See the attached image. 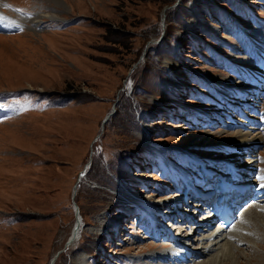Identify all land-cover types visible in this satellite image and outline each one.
<instances>
[{"label": "rangeland", "instance_id": "374dc122", "mask_svg": "<svg viewBox=\"0 0 264 264\" xmlns=\"http://www.w3.org/2000/svg\"><path fill=\"white\" fill-rule=\"evenodd\" d=\"M46 15L60 20L32 25ZM0 17V264H168L140 217L113 246L101 233L127 194L172 191L165 164L197 174L199 160L250 159L231 139L240 129L186 110L240 99L222 83H248L234 79L252 69L244 52L264 51V0H0ZM254 156L262 175L264 145ZM241 223L238 264H264V203Z\"/></svg>", "mask_w": 264, "mask_h": 264}, {"label": "bare ground", "instance_id": "6f19581e", "mask_svg": "<svg viewBox=\"0 0 264 264\" xmlns=\"http://www.w3.org/2000/svg\"><path fill=\"white\" fill-rule=\"evenodd\" d=\"M42 19L60 20V18L55 16V15H46V16H42L41 18H37V19L32 20L31 23H32V25L37 26L38 24L41 23ZM208 29L212 30V31L216 30V29H214V27L213 28L208 27ZM249 53L253 54L252 51ZM236 54H238V53H236ZM259 55H260V53L258 54V56ZM262 56H264V54ZM260 61H258V62H260V64L259 63L258 64L260 66H264V59L260 58ZM249 70H251V69H249ZM260 76H261V74L259 75V77L258 76L256 78L252 77L251 80L253 81V83H250V81L247 80L248 83L245 82L243 84L241 83L240 85H234L232 87L235 88L238 92H240L242 94L243 93L246 94V92L250 89L251 86H252V88L253 87L256 88L259 83L261 85H263V87H264V76H261V77ZM244 81L245 80H243V82ZM263 87H262V89H263ZM202 114H204V113H202ZM250 117L254 118V115H250ZM230 119L234 120L233 118H230ZM234 122L235 121L232 122V125L236 126L239 124V123L235 124ZM208 125L211 127V129L214 128L212 124H208ZM260 125L262 126V124H260ZM261 126H255V125L252 127L249 126L247 129H244V130L238 128V129H240L239 132L231 135V139L233 141H235V144L238 145V148L242 149L244 152L246 151L247 154H249V155H246L245 157H247V158L250 157V159L247 160V162L245 163V165L242 168L235 170L236 165L239 161L238 159L232 160V158H227V160H222L220 162H218V161L213 162L212 161V162H210L211 164L208 162L210 165H212L211 166L212 170H210V171H212L211 176H209L210 171L206 174L204 173V171H208L205 169V170H203V172H200L201 177L204 176V178L207 177V178L214 180V181H218V180L223 181L222 179H220V177H222V176H218L217 172H215V170H214L217 168H222V169L226 170V175H224L225 177L232 178L233 176H235V174L233 175L232 173L237 174L238 170H240V171L244 170L247 172L246 174L249 176V178H252V180H250V182L258 183L257 181H261L259 179V177L264 176V174H262V175L259 174V169H260L259 165H260L261 161L254 156V154H256L255 150L258 147H261L264 145L263 144L264 142L259 138L260 133H258V132H260L261 129H264ZM200 162H205V160H200ZM165 165L167 168H170V170L175 173L174 176H175L176 180L180 181L183 178L184 181L187 180L186 183L192 181L191 183H194V184H197L200 181L199 178L196 175H194V173L183 172V170H181V168H184V167L181 164L178 165V168H176L173 164H170V163L165 164ZM229 172H231V173L229 174ZM184 173L193 174L196 177L195 178L196 182H194L192 180L193 178L189 174H184ZM180 174H182V175H180ZM203 174H205V175H203ZM239 174H243V173L239 172ZM179 176H180V178H179ZM261 182L264 183V181H261ZM261 182L259 184H261ZM135 190L136 189H133L134 192H135ZM134 194H136V193H132L130 195L127 194V198L131 197V201H134V199L132 197ZM136 197L139 198L138 195ZM140 198L144 199V200L152 199L151 197H148V196H140ZM260 202H261L260 204L264 203V196L261 197ZM255 207H256V205L247 207L246 212L250 209L255 208ZM126 215H127L126 218L129 221L131 218H133L136 215V212L133 211L131 215H130V213H129V215L128 214H126ZM79 219L76 221L74 228H73V230H75V227L77 226V229H78L77 236H78V233L80 231V227H81V223H82L81 219L80 220ZM179 227L181 228L180 235L184 236V238L186 240L192 242L193 250L196 251L193 254V256H195V257L191 258V261H193V263L194 262L196 263V261H199L200 258H206L208 256H211L212 259H210L205 264H238L237 258L235 257L234 251L231 247V243L236 242V241H234L233 237L236 238L238 236L234 232H236V230H238L239 228L233 230L232 233L227 234L226 236L217 235L216 237H211L210 233L206 234L205 230H201L199 232V230L195 229L192 234L189 233V228L187 227L186 224H180L178 226V228ZM239 227H240V225H239ZM163 231L166 234L167 228H162L161 232H163ZM234 234L236 236H234ZM196 236H198V237L196 238ZM255 241H256V239H255ZM196 254L199 255L200 258L197 259Z\"/></svg>", "mask_w": 264, "mask_h": 264}, {"label": "water", "instance_id": "95a60500", "mask_svg": "<svg viewBox=\"0 0 264 264\" xmlns=\"http://www.w3.org/2000/svg\"><path fill=\"white\" fill-rule=\"evenodd\" d=\"M108 119V118H107ZM107 119L105 121H107ZM77 232H78V229H77V226L75 227V230H73L72 232V236L69 238L67 244H70L76 237H77ZM59 254H57L54 259L52 260L51 264H54L57 257H58Z\"/></svg>", "mask_w": 264, "mask_h": 264}, {"label": "snow or ice", "instance_id": "6c2138e0", "mask_svg": "<svg viewBox=\"0 0 264 264\" xmlns=\"http://www.w3.org/2000/svg\"><path fill=\"white\" fill-rule=\"evenodd\" d=\"M5 7H8V5H5ZM19 11V10H18ZM4 20V18L3 17H0V21H3ZM259 179L261 180V181H264V176H262V177H259ZM261 187H264V183H261Z\"/></svg>", "mask_w": 264, "mask_h": 264}, {"label": "trees", "instance_id": "16d2710c", "mask_svg": "<svg viewBox=\"0 0 264 264\" xmlns=\"http://www.w3.org/2000/svg\"><path fill=\"white\" fill-rule=\"evenodd\" d=\"M93 169H94V168H90V172H92V171H93Z\"/></svg>", "mask_w": 264, "mask_h": 264}]
</instances>
